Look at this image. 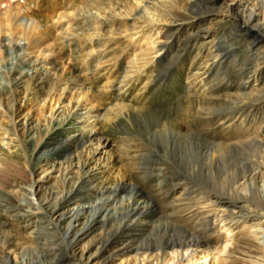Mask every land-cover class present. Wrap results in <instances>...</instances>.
I'll use <instances>...</instances> for the list:
<instances>
[{"label": "rangeland", "instance_id": "1", "mask_svg": "<svg viewBox=\"0 0 264 264\" xmlns=\"http://www.w3.org/2000/svg\"><path fill=\"white\" fill-rule=\"evenodd\" d=\"M13 3L16 29L3 20L4 5L0 13L5 44L0 86H7L9 95L11 79L18 82L20 100L17 115L6 114L11 122L0 119L5 127L0 126V162L6 166L0 181L10 185L0 189V264L5 237L9 247L29 246L56 264H175L171 249L160 247L163 224L196 225L197 216L191 207L183 209L180 198L192 184L206 187L195 174L204 168L208 149L264 135V65L254 81L264 37L254 39L255 32L243 25L247 21L264 30V0ZM242 9L248 10L246 16ZM38 31L45 42L28 48L26 36ZM151 37L160 41V52L149 50ZM49 49L56 50L60 70L48 63L55 60ZM33 68L46 73V79L24 93L22 75ZM58 108L66 115L54 114ZM87 159L93 160L87 167L92 171L83 178ZM30 185L36 196L17 191ZM50 190L58 198L69 191L72 196L57 207L59 230L28 214L30 199H45ZM139 190L143 195L137 199L151 207L130 217L122 229V215L131 203L121 198ZM111 192L117 199L103 205L69 249L62 236L68 219L61 216L73 205ZM13 198L20 207L9 204ZM84 221L76 222V231ZM227 234L221 229L212 236L216 250L229 242ZM244 255L238 251L219 264H247Z\"/></svg>", "mask_w": 264, "mask_h": 264}, {"label": "bare ground", "instance_id": "2", "mask_svg": "<svg viewBox=\"0 0 264 264\" xmlns=\"http://www.w3.org/2000/svg\"><path fill=\"white\" fill-rule=\"evenodd\" d=\"M14 3L13 0H0V13L1 7L4 5L5 12H3V16L5 17L3 20L10 24L13 23L12 28L16 29L17 22L13 11ZM241 12L247 14L248 10L242 9ZM244 16L246 15L244 14ZM252 16L256 17L257 14L253 13ZM252 16H250L251 19H253ZM243 25L249 32H255L254 39L257 37H264V30L258 26L251 25L250 22L248 23L247 21H243ZM26 37L30 40L27 46L28 48L38 49L46 40L43 33L39 31L35 33L31 32L30 35ZM148 45L149 50H152L154 53L160 52L163 47L156 37H151L148 40ZM4 49L5 44H2L0 41V55ZM48 52H50V55L53 56L52 58L55 59L48 60V63L53 70H60L56 62V50L53 51V49H49ZM258 61L259 64L256 70L254 69L255 82H258L261 76V66L264 65V55L258 58ZM22 76L25 78L24 83H26L24 93L32 86L39 85L46 79V73L40 68H33L31 74L25 73ZM9 83V89L11 90L9 95L5 94L8 87H4V85L0 86V119H4L6 114L11 111L17 115V110L19 108L20 100L17 98L19 95L17 91L18 82L13 83L11 79ZM53 84L55 86L58 84V81H55ZM54 114L66 115L61 108L55 110ZM5 120L11 122L12 118H5ZM0 126L2 127V125ZM2 128L4 129L5 127ZM2 131L4 132L5 130ZM1 140L2 138H0V141ZM90 160H85L81 166L83 178L91 174L92 169L87 168L91 163ZM192 161L195 163L194 159H192ZM225 162H229L228 167L224 166ZM5 168L6 166L0 162V171ZM84 168H86V170ZM204 168L206 169L205 172L203 171ZM204 168H201L196 174V171L194 172L193 169L192 174H195L196 178L203 181L206 187L196 188V185L192 184L189 188L190 192L183 193V195L185 194L184 198H180L184 201L183 203L181 201L184 207L182 208L185 210L191 207L193 215L197 216L196 225L190 227L186 224L171 225L165 222L163 224L165 227V237L160 246L162 251L171 249L170 254L176 255L175 264H219V262L222 263L225 259L231 258L232 254L238 251L245 252L244 256H247V259H244L245 263L264 264V230L261 229L262 227L264 228V185L262 187L257 185L258 182L264 181V135L257 137V134H251L246 136V138H234L227 142L214 144L208 149ZM4 183L5 179L2 178L0 181V189H9L10 185ZM185 184L188 185V183ZM17 191H25L33 196L37 194V191L33 189V185H30V188L22 187ZM141 192L142 191L139 190L138 194L133 193L129 195V197L124 196L121 198L122 202L128 199L131 203L128 212H126L124 216L122 215V229L129 226L127 221H129L130 217L142 216L151 207V202L144 199H137L139 196L143 195ZM57 196V192L50 190L45 199H39L37 197L30 199L29 204L31 211H29L28 214L36 217L38 221L47 222V225L57 230L61 229L58 222L54 220V216L58 210L57 207L60 206L61 203L70 200L72 196L70 191L61 198ZM117 197V194L114 192L107 194L105 197L100 194L92 203L73 205L64 213V216H61L68 219L62 236L69 249L80 235L93 225L103 205L114 202ZM9 204L15 207L21 206L16 199L9 201ZM186 205L187 208L185 207ZM188 205L190 206L188 207ZM80 218H84L85 221L81 229L76 231L75 224ZM121 228L120 230H122ZM221 229L227 231L230 235V240L221 247L220 250H216V248L212 246V243H214L212 236L215 233H219ZM7 239L8 237H5V241H3V245L1 246L2 264H56L54 263L56 261L50 262L45 260V255L43 253L33 251L29 246L22 247L20 250L18 248L9 247L7 245ZM196 253L206 254L198 258L195 256ZM58 260L59 259H57V261ZM86 263L88 264V262H79L77 264ZM91 264L94 263L92 262Z\"/></svg>", "mask_w": 264, "mask_h": 264}]
</instances>
